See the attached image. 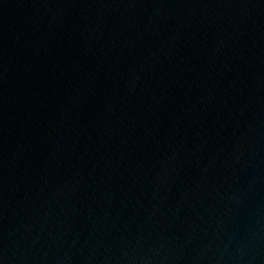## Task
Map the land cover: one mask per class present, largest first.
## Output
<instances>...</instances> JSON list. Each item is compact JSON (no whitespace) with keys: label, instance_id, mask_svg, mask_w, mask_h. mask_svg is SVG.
<instances>
[{"label":"water","instance_id":"1","mask_svg":"<svg viewBox=\"0 0 264 264\" xmlns=\"http://www.w3.org/2000/svg\"><path fill=\"white\" fill-rule=\"evenodd\" d=\"M0 264H264V0H0Z\"/></svg>","mask_w":264,"mask_h":264}]
</instances>
